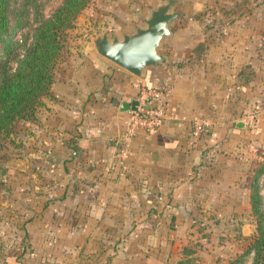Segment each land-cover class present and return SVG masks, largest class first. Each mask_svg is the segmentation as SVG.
<instances>
[{"label": "crops", "instance_id": "1", "mask_svg": "<svg viewBox=\"0 0 264 264\" xmlns=\"http://www.w3.org/2000/svg\"><path fill=\"white\" fill-rule=\"evenodd\" d=\"M172 37L163 45L164 61L143 78L95 51L55 72L52 98L43 99L35 123L24 121L34 132L25 147L33 163H4L11 183L0 199V264L125 263L117 241L106 260V239L122 237L124 224L138 221L141 201L132 193L140 183L170 192L176 215L186 200L232 207L246 199L244 176L216 160L221 139L244 132L236 117L245 110L239 96L250 91L238 70L250 63L246 45L203 34ZM142 83L164 90L174 116L153 131L130 134V112H120L112 100L135 98ZM194 117L206 124L197 138L190 133ZM257 135L264 146L262 130Z\"/></svg>", "mask_w": 264, "mask_h": 264}, {"label": "rangeland", "instance_id": "2", "mask_svg": "<svg viewBox=\"0 0 264 264\" xmlns=\"http://www.w3.org/2000/svg\"><path fill=\"white\" fill-rule=\"evenodd\" d=\"M61 2L10 0V29L5 38L16 46L14 55H7L4 42L0 41V72L2 66L14 68V58L20 57L29 44L34 28ZM161 2L163 0H89L76 16L73 26L64 31L62 48L54 62L52 82L62 65L71 64V59H78L87 51L94 53L91 37L101 32H106L109 37L130 32L135 25H142L138 16L147 17L150 10ZM172 9L183 12L171 23V30L175 32L172 38L195 40L203 34L213 39L230 37L237 45H246L245 57L250 63L241 64L243 66L238 70L248 84L247 91L248 86L250 91L245 97L239 96V103L245 110H240L236 117L244 132L237 133L240 138L235 136L225 142L221 139L222 143L216 149L220 154L217 161L222 158L224 163L244 176L242 183L246 185V199L232 207H211L200 201L191 205L186 200L180 211L178 207L176 215L175 206L169 199L172 197L170 192L154 190L140 183L139 190L132 193L133 199L141 201L136 207L139 219L135 223L124 224L122 237L106 239V253L110 256L113 252L111 243L117 241L118 248L122 249L120 257L121 263L125 261L123 264H227L246 249L255 231V216L249 204V184L255 168L262 161L255 149L264 147L256 138L257 132L262 130L264 133V0H178ZM171 37L162 41L159 53ZM48 97L52 98L50 93L41 99L32 119L15 122L11 133L1 144L0 199L10 182L4 173V163L16 168L33 163V157L27 156L25 147L26 137L34 132L23 127L24 121L35 123L37 109L43 106L44 100H49L44 99ZM233 98H236L235 94ZM256 180L263 207L264 173ZM12 181L18 183L20 180L14 178ZM251 257V254L245 255L240 264H250Z\"/></svg>", "mask_w": 264, "mask_h": 264}, {"label": "trees", "instance_id": "3", "mask_svg": "<svg viewBox=\"0 0 264 264\" xmlns=\"http://www.w3.org/2000/svg\"><path fill=\"white\" fill-rule=\"evenodd\" d=\"M10 0H0V41L4 42L7 55H14L15 43L5 38L10 29ZM89 0H62L60 5L33 30L29 44L13 69L1 67L0 72V148L11 133L14 123L34 117L41 99L47 97L52 82L54 62L62 48L64 31L73 26L76 16ZM13 59V58H12ZM262 157L249 184V204L255 216V231L246 249L227 264H240L251 254L250 264H264V206L258 194L257 177L264 173V147L255 149ZM109 256L106 257V260Z\"/></svg>", "mask_w": 264, "mask_h": 264}, {"label": "water", "instance_id": "4", "mask_svg": "<svg viewBox=\"0 0 264 264\" xmlns=\"http://www.w3.org/2000/svg\"><path fill=\"white\" fill-rule=\"evenodd\" d=\"M178 0H163L150 10L147 17L138 16L142 25H135L130 32H123L120 36H108L101 32L90 38L92 49L103 58L128 73L138 77H145L147 71L164 61L159 53L162 41L172 34L171 23L181 16L180 11L173 10ZM120 112L136 110V99L129 101L112 100ZM242 126V123L237 124Z\"/></svg>", "mask_w": 264, "mask_h": 264}, {"label": "built area", "instance_id": "5", "mask_svg": "<svg viewBox=\"0 0 264 264\" xmlns=\"http://www.w3.org/2000/svg\"><path fill=\"white\" fill-rule=\"evenodd\" d=\"M137 105L135 111H130L129 130L130 134L137 129L150 132L159 127L167 118L174 115L167 110V103L164 97V90L160 86L146 85L142 83L135 96ZM191 135L194 138L200 136L205 121L199 117L191 119ZM121 160L126 158L127 146L119 150Z\"/></svg>", "mask_w": 264, "mask_h": 264}]
</instances>
